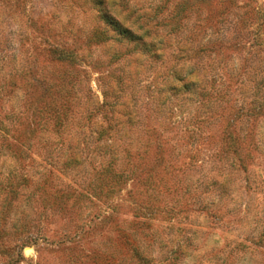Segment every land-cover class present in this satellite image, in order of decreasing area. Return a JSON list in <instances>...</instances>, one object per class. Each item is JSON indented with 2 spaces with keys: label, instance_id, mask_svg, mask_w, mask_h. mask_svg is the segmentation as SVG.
Wrapping results in <instances>:
<instances>
[{
  "label": "rangeland",
  "instance_id": "1",
  "mask_svg": "<svg viewBox=\"0 0 264 264\" xmlns=\"http://www.w3.org/2000/svg\"><path fill=\"white\" fill-rule=\"evenodd\" d=\"M263 26L264 0H0V264H264Z\"/></svg>",
  "mask_w": 264,
  "mask_h": 264
},
{
  "label": "trees",
  "instance_id": "2",
  "mask_svg": "<svg viewBox=\"0 0 264 264\" xmlns=\"http://www.w3.org/2000/svg\"><path fill=\"white\" fill-rule=\"evenodd\" d=\"M106 16H108V15H106ZM114 25H118L117 23H114ZM262 37H264V26L262 27ZM142 186L139 188V189H136V190H132L133 191V193L134 194H136V195H140L141 194V192L143 193V196L147 193V180H145V181H143V183L141 184ZM139 186V185H138ZM137 186V187H138ZM141 189H143L142 191H141ZM55 192H56V190H54ZM141 206V205H140Z\"/></svg>",
  "mask_w": 264,
  "mask_h": 264
},
{
  "label": "water",
  "instance_id": "3",
  "mask_svg": "<svg viewBox=\"0 0 264 264\" xmlns=\"http://www.w3.org/2000/svg\"><path fill=\"white\" fill-rule=\"evenodd\" d=\"M27 249H29V248H27ZM25 251H26V249H25Z\"/></svg>",
  "mask_w": 264,
  "mask_h": 264
}]
</instances>
